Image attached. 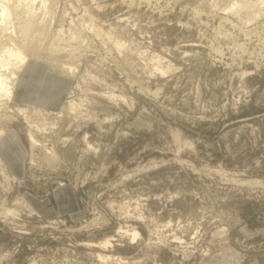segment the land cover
I'll return each instance as SVG.
<instances>
[{
	"label": "rangeland",
	"instance_id": "374dc122",
	"mask_svg": "<svg viewBox=\"0 0 264 264\" xmlns=\"http://www.w3.org/2000/svg\"><path fill=\"white\" fill-rule=\"evenodd\" d=\"M3 5L0 55L23 48L68 93L18 104L25 67L0 98L23 160L0 152V264H264V0Z\"/></svg>",
	"mask_w": 264,
	"mask_h": 264
},
{
	"label": "crops",
	"instance_id": "0c3cea01",
	"mask_svg": "<svg viewBox=\"0 0 264 264\" xmlns=\"http://www.w3.org/2000/svg\"><path fill=\"white\" fill-rule=\"evenodd\" d=\"M26 66V70L22 73L20 83L15 92V99L18 104L25 106H39L44 109L60 110L64 104L65 97L68 93V84L59 80L49 68L44 67L40 63L32 64L30 61ZM29 65H31L29 67ZM16 149V159L10 158L11 150ZM21 145L18 142L16 135L4 137L0 140V152L8 162L14 173L21 175L23 160L19 157L21 153ZM14 152V153H15ZM66 192H68L66 190ZM65 191L58 193L57 202L61 209H68L70 213L78 215L76 200L70 195L69 200H66ZM39 210L46 216H57L58 212L50 206L49 202L38 205ZM63 211V210H61ZM65 213V212H63Z\"/></svg>",
	"mask_w": 264,
	"mask_h": 264
},
{
	"label": "bare ground",
	"instance_id": "6f19581e",
	"mask_svg": "<svg viewBox=\"0 0 264 264\" xmlns=\"http://www.w3.org/2000/svg\"><path fill=\"white\" fill-rule=\"evenodd\" d=\"M4 2L8 3L9 0H3V3ZM0 14H1V18L5 22L9 21L11 19V17H12L11 9L9 8L8 5H3L2 6V10H1ZM30 59L31 58L26 54V52L23 50V48H18V47L15 48V49H6L3 52V54L0 55V64H1L0 66L10 69V76L9 77H5L3 75H0V98H3L7 102L12 101V98L14 96V93H13V89H14L13 88V80L18 78L19 71L23 70L27 66V64H28ZM72 107H74V106H72ZM0 136H3V132H0ZM30 137H31V139L30 138L29 139L31 140V143H33V145L34 144L36 145L38 141L36 142L33 139L34 136L32 134H30ZM35 138H36V135H35ZM47 153H51L50 157L47 158L48 161L55 160V158H56V154L55 153H52V152H47ZM29 208H30V206H29ZM29 211H30V209H29ZM8 213L10 215L11 214L12 215H16L17 214L13 210L12 211L9 210ZM31 213H32V211H31ZM139 236H140L139 233L134 232L133 235H132V239L136 240V239L139 238ZM109 245H111V240H106V241H104L101 244V246L104 247V248L109 247Z\"/></svg>",
	"mask_w": 264,
	"mask_h": 264
}]
</instances>
